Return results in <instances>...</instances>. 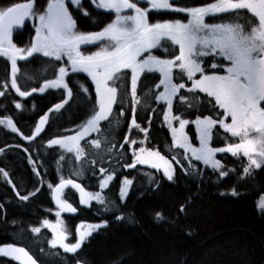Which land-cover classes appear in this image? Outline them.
<instances>
[{"label": "snow or ice", "instance_id": "obj_1", "mask_svg": "<svg viewBox=\"0 0 264 264\" xmlns=\"http://www.w3.org/2000/svg\"><path fill=\"white\" fill-rule=\"evenodd\" d=\"M89 3L95 10L102 9L105 13L115 16L100 31H78L73 10L90 16L83 0H48L46 8L39 11L35 0L0 8V57H6L11 64L10 88L21 98H28L37 91L44 93L46 90H61L63 93L61 102L54 104L48 112L39 117L30 135L21 133L10 117L0 119V125L12 133H18L23 140L31 143L40 137L45 131V126L49 125V114L60 113L75 97L81 99L85 106L91 103L92 107L88 118L77 129H65V132L74 134L59 135L47 141L48 149L62 150L59 155L60 162L66 160L65 153L74 154V159L80 161L88 155V147L99 150L102 144H106L108 153L102 159L106 160L114 151L118 153L123 150L126 154L127 150L131 149V162L122 167L135 169L137 165L147 164L157 171L162 169L163 176L168 181H173L176 171L172 162L184 168L186 173L190 171L196 175H200V170L194 161H202L219 177L229 175L230 171L235 172V169L227 170L221 160L216 159L217 153H230L232 157L240 160L243 173L241 179L252 175L256 169H264V0H211L198 6H177L174 0H89ZM161 10L183 14V19L187 22L179 18L151 22L150 12ZM248 13L253 19L239 22V18L246 17ZM208 17L217 18L222 22L208 23ZM226 17L236 19L223 22ZM29 18L33 20L35 35L28 46L17 47L13 42V33L22 28ZM83 45H94L98 50L86 53L82 50ZM153 49H161L165 53H168L169 49L175 51L171 58H158L152 54ZM41 56L48 58L43 61L47 65L45 72L50 70L53 78L45 75L43 86L32 87L31 91L22 90L18 83V61L31 64ZM126 70H130V92ZM154 72L160 74L156 89L162 85L163 91L157 94L149 89L144 95H150L154 102L166 105L165 121L171 116L173 121L179 123L178 130L172 128L173 145L184 150L182 159L172 156L170 161L159 151L136 147L142 145L143 140L131 138L132 129H137L147 137L148 129L137 123V107L142 103L137 89L142 74ZM79 73H86L95 86V97L91 101L88 87L71 82L72 77ZM32 80V76H27V81ZM188 82H191V86H188ZM2 89L0 97H5L9 91L7 81L3 83ZM201 93L205 94L204 97L200 96ZM125 97L128 98L132 120L127 126L129 135L122 137L123 143H118L110 139V133L105 131L101 122L112 123L110 117L114 104L119 103V116H124ZM174 101L177 112L203 107L210 110L211 114L204 116L201 112L194 121L183 119L181 115L173 114ZM13 103L15 109L23 110L25 107L20 101L13 100ZM148 123H151L150 118ZM189 123L196 126L199 148L191 146L184 132ZM116 124L119 125V119ZM214 129L217 133L220 129L223 130L225 146H210ZM92 133H96V137L85 140ZM102 133L103 140L100 139ZM82 140H85L83 147L80 143ZM126 145L128 149L125 148ZM40 147L38 144L37 151ZM23 150L29 152L28 148ZM3 152L4 148H0V154ZM189 152L191 155H188ZM28 160L33 165V172L40 178L37 161L33 160L31 155ZM182 161L188 162L187 167ZM117 162L119 163L118 159ZM89 163L94 172L98 163L95 155ZM99 172L101 190L107 188L118 175L115 169L110 170L103 166L99 168ZM0 176L11 186L21 202L29 201L41 190L37 187L21 195L4 168H0ZM40 183L42 186V180ZM132 184L133 180L125 176L120 183L119 195L110 200L101 192L85 191L81 184L70 178L61 177L55 186L48 183L47 187L52 191L59 209L55 213V223L48 219L42 221L43 227L50 229L53 234L48 240L50 248L58 247L64 253L77 254L93 232L108 224L105 220L101 224L89 225L86 228L81 225L76 229L75 242H66L69 233L64 227V221L60 219L61 213L77 211L63 198L66 188L70 186L80 193L81 204L87 206L95 200L104 211L112 213L115 220L121 221L125 219L123 204ZM149 184L159 188L155 177L149 178ZM230 194L237 196L238 192L233 188ZM257 206L264 212V197H261ZM3 208L4 204L0 203V209ZM185 210L186 205L181 204L178 211L183 213ZM155 218L157 221L164 219L163 213L157 211ZM29 230L34 235L41 232L40 227H30ZM43 252L41 249L42 254ZM0 256L19 261V264H38L25 248L16 247L14 244L0 246ZM77 264L82 262L78 259Z\"/></svg>", "mask_w": 264, "mask_h": 264}, {"label": "trees", "instance_id": "obj_2", "mask_svg": "<svg viewBox=\"0 0 264 264\" xmlns=\"http://www.w3.org/2000/svg\"><path fill=\"white\" fill-rule=\"evenodd\" d=\"M25 2L27 0H0V8ZM83 2L90 16H84L73 10L78 31H100L105 24L115 18L114 14L105 13L102 9L95 10L89 0ZM207 2L211 0H174L177 6H198ZM35 3L39 11L46 8L48 0H35ZM149 15L151 22L176 18L187 22L183 19V14L165 10L150 12ZM235 19V17H226L223 22ZM246 19H253L250 13L246 17L241 16L239 22L243 23ZM206 22L222 21L208 17ZM34 35L33 20L28 19L22 28L14 31L13 42L17 47H26ZM82 50L95 51L97 47L86 45ZM174 51L175 49H169V52L165 53L161 49L151 50L158 58H171ZM64 59L66 60V57ZM46 60L48 58L41 56L34 59L31 64L18 61L20 68L17 74L18 83L22 90L31 91L32 87L43 86L45 75L53 78L50 70L45 72L47 65L43 61ZM126 71H128L130 92V70ZM27 76H32L33 80L27 81ZM159 79L160 74L157 72L145 73L140 77L137 91L142 103L137 107L136 118L137 123L142 128H147L148 132L145 137L144 133L132 129L131 138L143 140V144L136 147L142 146L159 151L170 160L172 156L182 159L181 154L184 150L173 145V132L164 119L166 105L162 102H154L150 95L148 97L144 95L149 89L157 94L162 92L161 86L156 89ZM5 81L9 84V91L5 97H0V119L6 116L12 118L25 136L32 133L40 116L48 112L54 104L61 102L63 95L61 90H46L44 93L37 91L28 98L19 97L15 90L10 88V61L6 57H0V90H3L2 85ZM71 82L88 87L90 101L94 99L95 86L86 73L75 74ZM188 86H191V82H188ZM204 95L200 94L201 97ZM13 100L22 102L25 105L23 110L15 109ZM123 103L125 105L123 117L119 116L121 109L118 103L113 106L110 117L112 123L101 122V125L105 126V131L110 133V139L118 143H123L122 137L129 135L127 126L132 120L127 97L124 98ZM91 107V103L85 106L81 99L74 97L60 113L49 114V125H46L41 136L31 143L23 140L18 133H12L0 125V148H4L3 154H0V168H4L9 173L21 195L37 187L41 189L29 201L21 202L11 186L0 176V203L4 204V208L0 209V246L14 244L16 247H23L38 264H77L78 259L82 264H264V212L257 206L261 197H264V169H256L252 175L241 179L243 173L240 160L232 157L230 153H218L216 157L221 160L225 168L235 169V172L230 171L229 175L219 177L201 161H194L200 170V175L190 171L186 173L184 168L176 164L174 179L168 181L163 176V172L150 166L137 165L135 169L122 167L131 162L132 152L127 145L126 154L123 150L118 153L114 151L106 160L102 159L108 153L106 144H102L99 150L88 147L86 149L88 155L82 157L80 161L74 159V154L65 153L66 160L60 162L59 155L62 150L48 149L47 141L59 135L74 134L65 132V129H77L83 124L88 118ZM201 112L204 116L211 114L210 110L203 107L177 112L174 101L173 114L181 115L183 119L194 121ZM117 119L119 125L116 124ZM173 126L178 128L179 123L173 121ZM213 132L210 146H225L223 130L220 129L217 133L214 129ZM185 134L191 145L199 146L194 123L186 125ZM96 135L92 133L85 140H90ZM100 139H104L103 133ZM85 140L80 142L82 147L85 145ZM38 144L41 145L39 151H37ZM24 148H28L29 152H25ZM29 155L37 161L40 178L32 170L33 165L29 163ZM94 155L98 163L93 172L89 161ZM244 160L246 162V158ZM182 162L187 167L188 162ZM101 166L110 170L115 169L118 173L117 178L103 190L99 188ZM125 176L132 179L133 184L123 204L125 219L121 221L115 220L112 213L104 211L95 200L87 206L81 204L80 193L70 186L66 188L63 198L77 209L76 213L62 212L60 217L69 233L70 243H74L77 239L76 229L79 225H96L105 220L108 224L93 232L77 254L64 253L58 247L50 248L48 240L53 234L50 229L43 227L42 221L48 219L55 223L57 220L55 213L59 209L52 191L47 187L48 183L55 186L61 177L70 178L81 184L85 191L101 192L112 200L119 195L120 183ZM150 177H155L159 188L149 184ZM233 188L238 192L237 196L230 194ZM221 193L226 194L221 195ZM181 204L186 205L183 213L178 211ZM157 211L163 213L164 219L156 220ZM30 227H40L41 232L34 235L29 230ZM41 249L44 250L43 254ZM0 264H19V261L0 256Z\"/></svg>", "mask_w": 264, "mask_h": 264}, {"label": "rangeland", "instance_id": "obj_3", "mask_svg": "<svg viewBox=\"0 0 264 264\" xmlns=\"http://www.w3.org/2000/svg\"><path fill=\"white\" fill-rule=\"evenodd\" d=\"M31 19V18H30ZM98 50V49H97ZM96 51V50H95ZM94 52V51H93ZM86 53H87V51H86ZM197 75H199V74H197ZM161 88H162V91H163V86L161 85ZM114 106V105H113ZM166 122V125L171 129V131H172V128L174 127L173 126V120L171 119V116L169 117V119H168V121H165ZM177 130L179 129V127L178 128H176ZM184 132H185V129H184ZM190 142V141H189ZM191 144V143H190ZM192 147H194L193 145H191ZM200 147V141H199V146H197V147H195V148H199ZM153 151H155V150H153ZM218 154V153H217ZM217 154H216V156H217ZM188 155H191V153L189 152V154ZM167 159V158H166ZM216 159H217V157H216ZM168 160H170V159H168ZM171 161V160H170ZM202 162V161H201ZM173 163V167L175 168L176 167V164H175V162H172ZM203 163V162H202ZM144 166H149V165H144ZM161 172H163V170L161 169L160 170ZM130 190V189H129ZM129 193V192H128ZM76 213V212H75ZM81 225H83L85 228L87 227V226H89V225H91V224H81ZM81 225H79L78 227H80ZM52 232V231H51ZM70 241V239H69V236H68V241H66V242H69ZM70 243V242H69Z\"/></svg>", "mask_w": 264, "mask_h": 264}, {"label": "flooded vegetation", "instance_id": "obj_4", "mask_svg": "<svg viewBox=\"0 0 264 264\" xmlns=\"http://www.w3.org/2000/svg\"><path fill=\"white\" fill-rule=\"evenodd\" d=\"M103 11H104V10H103ZM85 46H86V45H83V46H82V49H83Z\"/></svg>", "mask_w": 264, "mask_h": 264}, {"label": "water", "instance_id": "obj_5", "mask_svg": "<svg viewBox=\"0 0 264 264\" xmlns=\"http://www.w3.org/2000/svg\"><path fill=\"white\" fill-rule=\"evenodd\" d=\"M26 21H28V20H26ZM26 23V22H25Z\"/></svg>", "mask_w": 264, "mask_h": 264}]
</instances>
